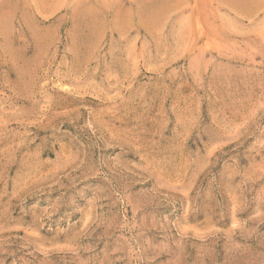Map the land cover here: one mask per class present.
<instances>
[{
	"label": "rangeland",
	"instance_id": "obj_1",
	"mask_svg": "<svg viewBox=\"0 0 264 264\" xmlns=\"http://www.w3.org/2000/svg\"><path fill=\"white\" fill-rule=\"evenodd\" d=\"M0 264H264V0H0Z\"/></svg>",
	"mask_w": 264,
	"mask_h": 264
}]
</instances>
